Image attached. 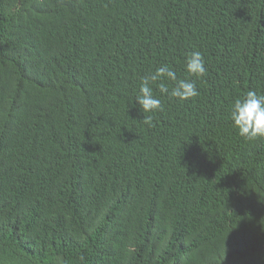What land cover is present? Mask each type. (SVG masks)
Wrapping results in <instances>:
<instances>
[{
  "label": "trees",
  "instance_id": "1",
  "mask_svg": "<svg viewBox=\"0 0 264 264\" xmlns=\"http://www.w3.org/2000/svg\"><path fill=\"white\" fill-rule=\"evenodd\" d=\"M163 64L199 95L153 85L143 112ZM248 90L264 0H0V264H264V138L229 119Z\"/></svg>",
  "mask_w": 264,
  "mask_h": 264
},
{
  "label": "clouds",
  "instance_id": "2",
  "mask_svg": "<svg viewBox=\"0 0 264 264\" xmlns=\"http://www.w3.org/2000/svg\"><path fill=\"white\" fill-rule=\"evenodd\" d=\"M184 67L187 73L195 77L202 78L207 72L203 55L199 51L186 55ZM168 82H172L171 87ZM153 85L158 88L160 94L178 100H188L199 95L195 80L179 79L173 68L163 64L142 78L134 100L143 112L161 109V99L154 94ZM229 119L241 138L249 141L264 138V93L258 94L255 90H248L242 97L235 99L230 107ZM143 122L151 127L152 117H144Z\"/></svg>",
  "mask_w": 264,
  "mask_h": 264
}]
</instances>
